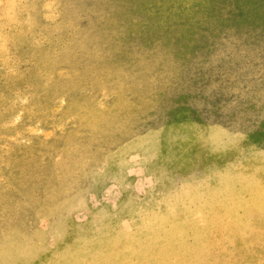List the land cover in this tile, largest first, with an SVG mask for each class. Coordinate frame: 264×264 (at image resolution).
<instances>
[{
	"label": "rangeland",
	"instance_id": "1",
	"mask_svg": "<svg viewBox=\"0 0 264 264\" xmlns=\"http://www.w3.org/2000/svg\"><path fill=\"white\" fill-rule=\"evenodd\" d=\"M0 264H264V0H0Z\"/></svg>",
	"mask_w": 264,
	"mask_h": 264
}]
</instances>
